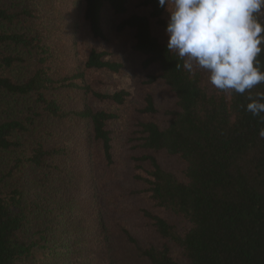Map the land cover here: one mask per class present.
Wrapping results in <instances>:
<instances>
[{
  "label": "trees",
  "instance_id": "obj_1",
  "mask_svg": "<svg viewBox=\"0 0 264 264\" xmlns=\"http://www.w3.org/2000/svg\"><path fill=\"white\" fill-rule=\"evenodd\" d=\"M167 18L0 0V264H264V124L183 68Z\"/></svg>",
  "mask_w": 264,
  "mask_h": 264
},
{
  "label": "clouds",
  "instance_id": "obj_2",
  "mask_svg": "<svg viewBox=\"0 0 264 264\" xmlns=\"http://www.w3.org/2000/svg\"><path fill=\"white\" fill-rule=\"evenodd\" d=\"M167 12L166 48L190 74L203 70L218 91L248 95L245 110L264 124V0H158ZM264 139V127L259 130Z\"/></svg>",
  "mask_w": 264,
  "mask_h": 264
},
{
  "label": "rangeland",
  "instance_id": "obj_3",
  "mask_svg": "<svg viewBox=\"0 0 264 264\" xmlns=\"http://www.w3.org/2000/svg\"><path fill=\"white\" fill-rule=\"evenodd\" d=\"M134 98L132 100V105L141 107V97H140V90L139 89H133ZM131 110V108H128ZM122 136H121V142H124V125L120 128ZM132 130V123H128L125 126V131H131ZM38 252V250H36Z\"/></svg>",
  "mask_w": 264,
  "mask_h": 264
}]
</instances>
